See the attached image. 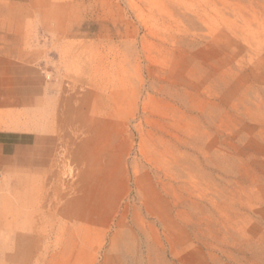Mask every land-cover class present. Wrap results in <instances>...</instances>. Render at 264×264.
I'll use <instances>...</instances> for the list:
<instances>
[{
	"label": "rangeland",
	"instance_id": "374dc122",
	"mask_svg": "<svg viewBox=\"0 0 264 264\" xmlns=\"http://www.w3.org/2000/svg\"><path fill=\"white\" fill-rule=\"evenodd\" d=\"M52 1L71 134L0 264H264V0Z\"/></svg>",
	"mask_w": 264,
	"mask_h": 264
},
{
	"label": "crops",
	"instance_id": "0c3cea01",
	"mask_svg": "<svg viewBox=\"0 0 264 264\" xmlns=\"http://www.w3.org/2000/svg\"><path fill=\"white\" fill-rule=\"evenodd\" d=\"M52 4L0 0V192L9 190L17 208L29 204L25 190L51 181L71 134L48 76L50 30L41 18Z\"/></svg>",
	"mask_w": 264,
	"mask_h": 264
}]
</instances>
